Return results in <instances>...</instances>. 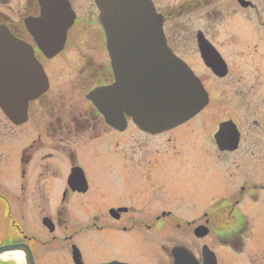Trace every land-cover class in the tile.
<instances>
[{"label":"flooded vegetation","instance_id":"flooded-vegetation-1","mask_svg":"<svg viewBox=\"0 0 264 264\" xmlns=\"http://www.w3.org/2000/svg\"><path fill=\"white\" fill-rule=\"evenodd\" d=\"M14 1L0 0V25L33 49L51 90L54 80H59L55 76L59 77L64 67L69 70L71 64L56 63L59 55L52 59L44 57L28 31L26 20L40 12L36 0ZM152 2L163 18L167 44L179 57L172 42L176 38L174 34L172 39L169 37L167 24L182 16L209 24L195 34L190 29L183 31L186 45L192 46L199 61L181 57L199 78L207 93V105L187 125L157 135L142 130L126 111L122 113L123 130L108 125L87 98L94 88L110 86L114 81L105 36L98 15L86 17L88 22L82 21L70 0L76 13V35H90L92 31L84 22L91 23L98 45L106 52V62L103 70L90 58H85L81 68L75 67L69 91L78 101L59 88L53 93L48 89L30 102L25 123L17 125L7 118L3 124L0 122L4 126L0 127V177L19 182L17 188L0 189V247L26 246L34 264H174L172 253L177 246L188 248L199 264H205L206 249L214 254L217 264H264V23H261L264 0H178L175 11L161 9L159 0ZM1 5L12 9L5 11ZM238 18L255 24L257 29L234 28V24L244 26ZM223 21L234 29H215ZM69 33L65 47L76 49L79 37L71 40L69 47ZM201 45L212 46L219 54L224 75L216 74L207 65ZM45 61L56 63L52 64L53 72ZM214 103L215 109L211 106ZM201 114L205 115L202 124L194 123L190 131L182 130ZM211 118L214 121L209 126ZM31 122L34 126L21 139L23 143H14V129ZM220 126L224 128L216 141ZM208 127L211 132L207 141ZM6 130L11 136L8 142H2ZM177 130H181L182 138L196 135L198 144L215 150L217 160H221L219 165L231 166L236 172L231 185L217 198L211 215L207 202L201 207L204 210L197 213L188 185L173 183L160 172L165 150L158 157L150 139L169 136ZM43 138L49 140L48 146L39 147ZM163 145L172 147L166 149L171 155L176 153L175 144L166 141ZM221 146L232 149L222 150ZM90 147L113 150L119 161L134 173L123 179L125 186H130L125 189L126 196L109 188L112 179H101L121 176L90 178L79 161V154ZM192 159L196 166L191 172L196 171L198 163H205L203 167L207 170L203 158ZM133 181L136 186L131 185ZM181 211L190 217L179 215ZM84 215L85 220L79 218ZM199 226H207L209 230L215 227L216 241L195 238ZM107 231L136 237L138 241L134 242L143 261L96 257L110 241L84 240L91 234ZM17 260L10 255L0 264H20Z\"/></svg>","mask_w":264,"mask_h":264},{"label":"rangeland","instance_id":"rangeland-1","mask_svg":"<svg viewBox=\"0 0 264 264\" xmlns=\"http://www.w3.org/2000/svg\"><path fill=\"white\" fill-rule=\"evenodd\" d=\"M15 0L14 2H16ZM178 0H159V5L161 9L165 10H172L175 11L179 6L176 5ZM73 3L75 7L79 10L80 18L82 21L87 18L86 17H95L97 15V9L94 4L92 3V0H73ZM194 19V17H193ZM190 20L189 17L182 16L179 19H175V21H171L167 24L166 29H168V33L170 34V38L172 39L171 34H174V37L176 38V42H174V39L172 40L174 47L177 49L178 54L182 58L190 59V60H196L197 62L198 57L193 53L192 46H187L186 36L184 35L183 31L185 30H192V33L197 31V29H201L202 27H209V24H206L202 21L198 20ZM237 21H242L244 23V26L241 27L238 24H234L233 27L236 29H243V30H256L257 27H255V24L252 25L250 23L244 22L243 19L238 18ZM88 22V21H87ZM88 30H91L92 33L89 35L87 33L85 36L76 35V32L78 29L73 24L70 27V40H69V47H70V41L73 40L76 37H79L78 46L76 49L71 48H64V50L60 53L59 57L57 58V62H64L67 61V64H71V68L69 70H66V68H63V72L59 75V80H54L52 84V89H49V93H53V91L57 88L60 89V91L66 93V94H72L75 99L78 101L77 96L74 95V93L69 91L70 83L75 78L73 76V72L75 67L81 68V64L85 60V58H90V61L95 64V66H98L100 70H103L102 66L106 62V52L104 48H100L98 44H100L98 37L95 35L91 23L86 24ZM261 23H264V18L261 20ZM231 27V24L228 25L226 21H223L219 26H217L215 29L218 31L221 30H229L234 29ZM214 29V30H215ZM212 30V29H211ZM258 34L255 33L254 37H256ZM89 38H91L89 40ZM77 39V38H76ZM92 43V46L91 44ZM56 63H49V61H45V65L48 66L49 71L53 72L54 66L52 64ZM51 91V92H50ZM48 92V90L46 91ZM45 92V93H46ZM213 108L215 109L217 107V103L212 104ZM1 112V111H0ZM208 116L210 114L208 113ZM205 121V115L201 114L197 120L189 124L188 126L184 127L182 130H188L190 131L192 127H195L194 123H197V125L202 124ZM6 117L3 115V113H0V122L2 124L6 122ZM214 121V118L210 119L209 126ZM34 123L31 122L30 125H26L21 127L20 129H14L15 131V137H13L14 143H20L21 139H23V136L26 134L27 131H29L30 127H33ZM0 127L3 129L4 126ZM8 127V126H7ZM208 131H205L206 139L209 140L208 135L210 134L211 128H207ZM214 130V129H213ZM7 134H5V139L1 140L2 142H8V136H11L9 130H6ZM181 130H177L171 135H167L165 137L159 138V139H150L151 143H153L155 152H158V157L161 153V151H164L163 157L161 158V165H160V172L165 173L168 176L169 181L173 183H181L186 184L190 187L191 195L193 197V205L196 209H198L197 213L203 211L204 209L201 208L204 203H209L210 206L207 207L208 213L211 215L213 212H215V198H218L221 196V192H225L230 185L233 178L234 173L231 166H225V165H219V162L216 157V153L214 149H207L204 147V145H200L196 142L197 136L196 135H186L185 137H181L182 134H180ZM166 141H170L172 144H175V152L171 155L170 150H166L167 147L172 148L171 146H164L163 143ZM49 140L44 139L42 140L39 147H45L48 146ZM179 156V157H178ZM201 159L203 158L207 163V170L204 169L203 165L205 163H198L196 167L195 172H191V169H193L194 166H196V163L193 161L192 158ZM79 161L81 165L85 168L87 173L89 174L90 178L92 180L97 179L99 176H105V175H116L121 177L116 178H101L105 180H113L108 184L109 188L113 191H116L117 194L126 196L125 189L130 188V186H125L126 183L123 181L125 176L129 174H134L128 168L125 164H123L122 161H119V155L116 154L113 150H100L98 147L94 148H88L84 151H82L79 154ZM119 161V164L118 162ZM221 161V160H219ZM193 165V166H192ZM255 170L252 173V177L255 176ZM4 178V177H3ZM0 177V189H10L12 187L17 188L19 185V182L17 181H8V180H1L3 179ZM49 184V181L46 182ZM131 185L136 186L137 183L133 181ZM48 188V187H47ZM134 188V187H132ZM136 190V189H135ZM178 205V204H176ZM199 207L201 209H199ZM182 212V211H181ZM186 219H188L190 216L188 213H181L179 214ZM87 215H84L83 217H79L82 220H85ZM215 227L213 229V233L209 234V237L204 239L203 241H216L215 238ZM87 240L84 241H110V245L107 247L101 249L95 256L100 258H106V257H118L120 259L125 260H138L139 262L143 261V258L140 257L141 253L136 248L135 242L138 241L136 237L131 235H125L121 233H114L107 231L104 234H91L87 238ZM114 243H118L119 245H114ZM105 255V256H104ZM103 256V257H101ZM95 258V259H100Z\"/></svg>","mask_w":264,"mask_h":264},{"label":"water","instance_id":"water-1","mask_svg":"<svg viewBox=\"0 0 264 264\" xmlns=\"http://www.w3.org/2000/svg\"><path fill=\"white\" fill-rule=\"evenodd\" d=\"M95 1L101 11V22L107 32L116 65L121 67L124 61H134L140 66L143 62L151 64L156 73H159L158 89L154 92L156 100L153 112L148 115L150 124L158 127L175 126L200 111L203 106L200 87L193 79L191 81L185 66L167 52L162 35V22L154 14L150 2L148 0ZM41 3L44 8L42 26L36 28L37 32L34 31L35 29L32 32L37 37H42L45 46L49 36L60 37L58 48L49 53L53 54L61 48L64 40L63 30L69 26L71 14L63 0H41ZM56 24L61 28L58 29ZM6 58L7 62H11L10 70L13 71L15 65L13 62L17 59L14 60L13 56ZM1 62L2 59H0V67ZM143 66L147 69L151 68L148 65ZM119 88L117 86L115 91ZM15 89L14 81L0 79V105L7 114L10 113L13 105L9 98ZM28 99H30L29 95L26 101ZM93 99L105 108L103 90L98 91ZM149 109L152 110V107ZM26 252L20 251L18 246H10L1 248L0 256L16 253L22 259L20 262L27 264V260H24L25 256L28 257ZM28 262L32 264L30 260Z\"/></svg>","mask_w":264,"mask_h":264},{"label":"bare ground","instance_id":"bare-ground-1","mask_svg":"<svg viewBox=\"0 0 264 264\" xmlns=\"http://www.w3.org/2000/svg\"><path fill=\"white\" fill-rule=\"evenodd\" d=\"M185 125H187V123H186ZM185 125H184V126H185ZM182 127H183V126H182ZM180 128H181V127H180ZM177 129H179V128H177Z\"/></svg>","mask_w":264,"mask_h":264}]
</instances>
